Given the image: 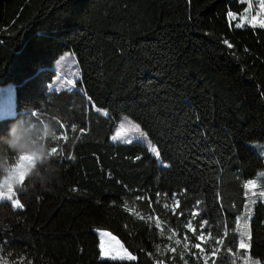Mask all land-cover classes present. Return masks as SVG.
I'll use <instances>...</instances> for the list:
<instances>
[{
	"label": "trees",
	"instance_id": "16d2710c",
	"mask_svg": "<svg viewBox=\"0 0 264 264\" xmlns=\"http://www.w3.org/2000/svg\"><path fill=\"white\" fill-rule=\"evenodd\" d=\"M247 3L0 0V85H15L0 137L28 118L68 136L49 141L60 173L47 188L25 178L22 208L0 201V264H264V175L254 204L245 188L264 174L249 145L264 141V27L237 25ZM67 50L81 78L49 92ZM121 115L169 167L140 141H110ZM97 228L135 259H102Z\"/></svg>",
	"mask_w": 264,
	"mask_h": 264
},
{
	"label": "rangeland",
	"instance_id": "374dc122",
	"mask_svg": "<svg viewBox=\"0 0 264 264\" xmlns=\"http://www.w3.org/2000/svg\"><path fill=\"white\" fill-rule=\"evenodd\" d=\"M248 3L246 11L239 16L238 26L244 25L247 23L253 24L252 18L255 17V24H260L261 21H264V8L261 7L264 4V0H246ZM53 69L55 70V76L53 80L48 83L49 92H62V91H72L75 87V83L81 78V68L78 62L76 53L72 50H67L63 54L59 56V58L54 62ZM89 108H91L94 112L108 114V110L104 108H100L93 104L92 102H88ZM15 114V85L13 83H7L5 85H0V118L5 116H10ZM106 114V115H107ZM123 125V128H121ZM139 128V132L136 131V128ZM63 130H65L63 126ZM65 131H59L58 136H62ZM119 136L116 139L113 137ZM140 133H143V138H140ZM110 141L113 143H128L126 141H140L144 145H146L152 154L157 158L158 163L162 167H169L170 164L164 161L159 153L157 156L152 149L155 148L158 152V146L154 140L150 138L148 133L143 129L140 123L135 121L128 115H121L118 120L115 122V126L113 127L110 133ZM250 147L257 151L264 158V141H253L249 143ZM262 171H259L257 175L250 181L253 185L247 188L249 192V200L253 201L255 195L251 192L253 188H258L257 181L262 177ZM19 184V183H18ZM16 188V187H15ZM14 191L16 193V190ZM259 190V188H258ZM13 199H18L15 195ZM3 201H8L7 199ZM20 201V200H19ZM21 204V202H20ZM15 208H22L16 207ZM245 215V214H244ZM246 216V215H245ZM245 223V222H244ZM244 223L240 222V230L243 229ZM250 224V221H248ZM96 233L99 237L100 241V250H101V258L102 259H122V256H131L135 257V255L125 247L123 242L117 237L114 233H112L108 229L97 228ZM245 242L248 244V239L245 237ZM103 245V248L101 247ZM249 245V244H248ZM249 247V246H248ZM247 247V248H248ZM209 255H213V252H210ZM122 260H133L123 258ZM214 264V263H213Z\"/></svg>",
	"mask_w": 264,
	"mask_h": 264
},
{
	"label": "clouds",
	"instance_id": "9594fccd",
	"mask_svg": "<svg viewBox=\"0 0 264 264\" xmlns=\"http://www.w3.org/2000/svg\"><path fill=\"white\" fill-rule=\"evenodd\" d=\"M56 138V127L47 121L28 118L10 126L8 134L0 137V183L14 175L18 164H23L25 177L47 188L60 173L49 143Z\"/></svg>",
	"mask_w": 264,
	"mask_h": 264
},
{
	"label": "snow or ice",
	"instance_id": "6c2138e0",
	"mask_svg": "<svg viewBox=\"0 0 264 264\" xmlns=\"http://www.w3.org/2000/svg\"><path fill=\"white\" fill-rule=\"evenodd\" d=\"M261 7L264 8V4H262ZM255 21H256V18L253 17L252 18L253 26H256ZM259 26L264 27V21H261ZM106 114L107 113H105V115ZM121 128H123V125H121ZM71 130H72V132H75V128L74 127ZM136 131L139 132L138 126L136 128ZM118 136H119V133H117V136L113 137V139H116ZM140 138H143V133H140ZM56 139H63L66 142L67 139H68L67 132H65L62 136L57 137ZM126 142H131V141L129 140V141H126ZM52 151H53V153L56 154L57 153V148L56 147H52ZM152 151L157 156H159V152L155 148H153ZM62 154L63 153L61 152V155ZM68 158L69 159H74V157H71V156H69ZM24 159L25 158L21 157V160H24ZM262 175H264V174H262ZM25 178L26 177H25V172H24V165L23 164H18L17 168L14 170V175L11 178L6 179L3 183H0V201H3L5 199H7L8 201H11L13 206L22 207L23 205L20 204L19 199H13V197L16 195V193L14 191V188H15L14 184L15 183H19L20 185H23ZM251 186H253V185L251 183H249V184L245 185V188H249ZM245 195H248V193L246 192ZM253 195H255V193H253ZM259 195L261 197H264V190H262ZM251 203L254 204L255 201H251ZM176 204L178 205L179 201H176ZM245 208H246L245 215L247 216V219L245 220L244 216H241V217L238 218V220H245L243 229L239 231V235H240L239 248H246V247L249 246L245 242V237H247V239L249 241L251 239V232H250V228L248 226V221H250V219H251V209L248 208L247 205L245 206ZM198 239L203 240L204 239L203 234H201V236L198 237ZM217 242L219 243V241H217ZM177 243H179V241H177ZM101 247L103 248V245ZM195 247L199 248L200 245L197 244V245H195ZM173 251H174V249H173ZM213 254H215V251L213 252ZM125 256L128 259H135V257L127 256L126 254H125ZM125 256H122L121 258L123 259V258H125ZM205 264H206V261H205Z\"/></svg>",
	"mask_w": 264,
	"mask_h": 264
}]
</instances>
